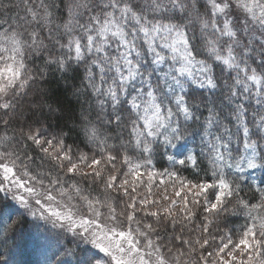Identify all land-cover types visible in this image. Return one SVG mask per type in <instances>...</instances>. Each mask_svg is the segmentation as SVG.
<instances>
[{
  "label": "snow or ice",
  "instance_id": "6c2138e0",
  "mask_svg": "<svg viewBox=\"0 0 264 264\" xmlns=\"http://www.w3.org/2000/svg\"><path fill=\"white\" fill-rule=\"evenodd\" d=\"M53 246L264 264V0H0V264Z\"/></svg>",
  "mask_w": 264,
  "mask_h": 264
},
{
  "label": "trees",
  "instance_id": "16d2710c",
  "mask_svg": "<svg viewBox=\"0 0 264 264\" xmlns=\"http://www.w3.org/2000/svg\"><path fill=\"white\" fill-rule=\"evenodd\" d=\"M7 2V0H6ZM59 77L52 76L49 78V84L47 87L50 88L51 94L56 98L63 99V85L58 83ZM166 166V161L163 162ZM13 242L9 241V246H11ZM56 255H58V251L55 246L41 252L36 256H19L16 253H13L11 259L13 264H17L18 261L23 262V264H45V262L55 260Z\"/></svg>",
  "mask_w": 264,
  "mask_h": 264
}]
</instances>
